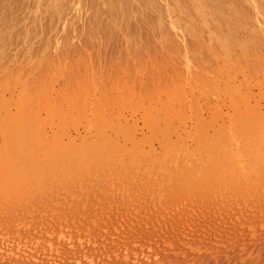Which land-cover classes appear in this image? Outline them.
I'll list each match as a JSON object with an SVG mask.
<instances>
[{
    "label": "rangeland",
    "instance_id": "rangeland-1",
    "mask_svg": "<svg viewBox=\"0 0 264 264\" xmlns=\"http://www.w3.org/2000/svg\"><path fill=\"white\" fill-rule=\"evenodd\" d=\"M160 74L201 78L203 133L166 117L161 90L149 102ZM4 160L21 198L1 188L8 264H264V219L260 230L224 199L235 182L264 190V0H0ZM41 205L54 225L7 221Z\"/></svg>",
    "mask_w": 264,
    "mask_h": 264
},
{
    "label": "bare ground",
    "instance_id": "bare-ground-1",
    "mask_svg": "<svg viewBox=\"0 0 264 264\" xmlns=\"http://www.w3.org/2000/svg\"><path fill=\"white\" fill-rule=\"evenodd\" d=\"M186 73V72H185ZM187 74V73H186ZM195 75V74H194ZM193 75V76H194ZM193 76H188L187 77V75L185 76V77H183L182 79H181V82H179V83H177V84H170L172 81H174L173 79L171 80V81H167L166 79H165V76H164V74H160V76H159V78H160V80H161V83H159L158 85H157V90H152V88H151V90L148 88V91L150 90V91H152V93L150 92V94L148 93V98H149V102L150 103H153V104H156V101H154L153 100V98L154 97H156L157 99H158V97H159V95H160V92H159V90H161L162 91V93H164V95L166 96V106L165 105H163L164 106V109H165V112H166V117L167 118H169V119H172V118H174V116L175 117H177L178 119H181V120H183L184 122H186L187 120H192V119H196V125H195V128L197 127V131H198V133H203L204 132V129H205V126H208L207 125V120H206V118L204 117V112H205V110L207 109V106H206V101L204 102V103H202L201 104V102H200V99L203 97H206V87H205V85L203 86V87H199L198 86V84H197V81L196 80H199V76H197V79H196V75L194 76L195 78L194 79H192L193 78ZM174 78V77H173ZM180 78V77H179ZM169 79V78H168ZM196 79V80H195ZM159 80V81H160ZM200 80H201V78H200ZM180 81V80H179ZM121 84V85H120ZM120 84H118V86H120V87H118V89H119V91L120 92H122V93H124V94H126V97L124 98V100H122V103L126 106V107H129V108H131V107H133V101L135 102V97L133 96L132 97V99H131V96H132V93H133V89L131 88V87H129V88H126L125 87V85H122V83H120ZM124 84V83H123ZM204 84V83H203ZM134 87V86H133ZM155 87H153V89H154ZM187 89H190V90H188L187 91ZM202 89H204V90H202ZM200 90H202V91H200ZM199 91V93H198V95L196 94V92H198ZM85 94H86V92L85 91H82V92H80L79 93V95H77V94H75V96H77V98H80V99H82V98H84V96H85ZM88 94V93H87ZM32 96L34 97V99H37L38 100V103H40L39 105L41 106V109L42 110H44V111H46V112H48L49 114H50V118H52V117H60V113L58 112V111H55V110H53L50 106H49V102H48V100H47V98H42L40 95H39V93H34V94H32ZM32 96L30 97V98H32ZM80 99H75L76 101H79ZM206 99V98H205ZM37 100H34V102H36ZM234 100H236V102H240L239 100H241V99H234ZM32 101V100H31ZM30 101V102H31ZM160 101L162 102V104H164L165 103V101L164 100H162L161 98H160ZM34 102L32 101L31 102V104L29 105V108L28 107H25L24 108V112L25 111H27L26 112V114L28 115V117H30L31 118V120L37 125L36 127H40V125L42 124V120H41V118L35 113V112H33V110H32V108L30 109V106L32 105V103L34 104ZM138 103H141V104H144V101H143V98H140L139 99V101H138ZM138 103L135 105V107H137L138 106ZM35 104H37V102L35 103ZM157 104L158 105H162L161 103H158L157 102ZM134 107V108H135ZM86 108V107H85ZM175 108H177L178 109V111H177V113L175 114L174 113V109ZM83 113H84V111H82L81 113H80V117L79 118H82L83 117ZM25 115V114H24ZM155 119V118H154ZM258 120V119H257ZM29 122V121H28ZM79 122V121H78ZM187 123V122H186ZM102 125V124H101ZM36 140V139H35ZM114 152V151H113ZM12 168H13V165L10 163V164H8V161L7 160H4V161H0V191H1V188L3 187V185H5V186H7V188H8V190H9V192H10V194L12 195L11 197L12 198H14V199H16L17 200V202L19 203V202H21V201H19V200H21V198H20V194H18L17 193V191H14L15 190V187H16V185H15V181L14 180H12V179H10L9 177H8V175L7 174H9L10 172H11V170H12ZM192 184V183H191ZM195 184V183H194ZM198 184V183H197ZM201 184V183H200ZM200 184H198L199 185V187H200ZM260 184V185H259ZM258 185V187L256 186V188H261V190L264 188V186H262V185H264V181H263V183H259ZM262 184V185H261ZM198 185H195L196 187L198 186ZM202 185H204V184H201V186ZM232 186V188L230 189V190H228V192L226 193L225 192V190H224V193L226 194V195H228L226 198H224L225 199V201H227V200H229L228 201V205L230 204H232V203H234V205H236V204H241L240 205V210H238L237 211V213L239 212V214L243 217H241L242 219H247L250 223H253V225L256 227V228H259L260 230H262V225L263 224H260V223H262L263 222V219H264V190H262V191H260V194H259V191H258V193L256 194V193H253L252 192V189L254 190V188H253V185H251V184H247L246 186L245 185H239V186H237V183L235 182L233 185H231ZM263 188H262V187ZM192 187V186H191ZM199 187H198V189H199ZM201 188V187H200ZM206 187L204 186L203 187V189H205ZM193 189V188H192ZM196 188L194 187V190H195ZM207 189V188H206ZM258 189H256V190H258ZM260 190V189H259ZM193 191V190H192ZM202 191V188L200 189V193H202L201 192ZM204 191V190H203ZM190 193L189 194H194L195 193V191L194 192H191V191H189ZM197 193V196L199 195V192H198V190L196 191ZM257 192V191H256ZM204 195H205V193H203ZM202 194V195H203ZM259 194V195H258ZM195 195V194H194ZM207 195V194H206ZM205 195V196H206ZM192 197H194V196H192ZM200 197V198H199ZM198 197V200L199 199H201V198H203L202 196H199ZM224 197V196H223ZM232 197V198H231ZM237 197V198H236ZM188 198V197H187ZM191 198V197H190ZM209 198V199H208ZM228 198V199H227ZM205 199H206V197H205ZM227 199V200H226ZM166 200V199H165ZM194 200H195V198H194ZM193 199H192V201L193 202H199V201H194ZM203 200V199H202ZM230 200H231V203H229L230 202ZM13 201H15V200H13ZM176 201H178V200H176ZM180 201V200H179ZM201 201V200H200ZM206 201V202H205ZM224 201V200H223ZM224 201V202H225ZM175 202V201H174ZM202 202V204L204 203H206L205 204V207L207 208V205L209 206L210 204L212 205V201H211V192H210V194H209V197H207V199L206 200H204V202L203 201H201ZM200 202V203H201ZM176 203V202H175ZM199 203V204H200ZM208 203V204H207ZM227 203V202H226ZM199 204H197V205H199ZM203 204V205H204ZM196 205V206H197ZM203 205H199L200 207L201 206H203ZM199 206H197V207H199ZM232 206H233V204H232ZM231 206V208H235V206L234 207H232ZM238 205H236V207H237ZM41 207V208H40ZM39 207V209L36 211V213L34 214V215H31V214H28V213H31L32 212V210L31 209H29V210H25V209H20L21 210V214L18 216V218H9L7 221H10L11 220V222L10 223H13V224H10V225H15L16 223H18L19 224V221H21L22 219H26L27 221L26 222H29V224H33V225H35V223H40L42 226L44 225H47L48 223H52L53 225H54V223L53 222H55L56 223V220L53 218V215H52V211H50V210H45V209H43L42 208V205ZM204 207V208H205ZM229 208H230V206H228ZM239 207V206H238ZM237 207V208H238ZM76 208V207H75ZM205 208V209H206ZM209 208V207H208ZM207 208V209H208ZM224 208H225V206H224ZM227 208V207H226ZM237 208H235V209H237ZM47 209V208H46ZM196 209H199V208H196ZM232 209V210H233ZM239 209V208H238ZM227 210H229L228 208H227ZM73 211V210H72ZM197 211V210H196ZM200 211V209L198 210V213H196V218H198L197 219V221L199 220V222L200 223H204L205 224V222H207L208 224H213V223H211L212 221H210V220H212V218H211V216H210V220H208V221H206V219H204L203 220V222H201L200 220L202 219V217H197V215L199 216V213L201 212H199ZM206 211V210H205ZM229 211H231V210H229ZM28 212V213H27ZM73 212H75V211H73ZM79 212V211H78ZM206 212H209V211H206ZM205 212V213H206ZM234 211H232V213H233ZM236 212V211H235ZM201 213H204V212H201ZM237 213H235L234 214V216L237 214ZM78 214V213H77ZM75 215V216H79L80 217V215ZM207 214V213H206ZM206 214H204V215H206ZM209 214V213H208ZM239 214H237V216H235V219H236V217H238V215ZM72 215V214H71ZM71 215H68V216H70L71 217ZM203 215V214H202ZM68 216L66 215V214H63L62 216H61V222H63L62 220H67L68 219ZM73 216V215H72ZM201 216V215H200ZM256 216H258L259 218H263V219H261L260 220V223H258V224H256V222H255V217ZM69 217V218H70ZM74 217V216H73ZM81 217H82V215H81ZM80 217V218H81ZM203 217H206V216H203ZM208 217H209V215H208ZM207 217V218H208ZM232 217H233V215H232ZM5 217H3V218H1L0 219V222L4 219ZM72 218V217H71ZM76 219V218H75ZM75 219H73V220H75ZM77 219L79 220V218L77 217ZM72 220V219H71ZM68 221V220H67ZM92 221V220H91ZM164 221V220H163ZM210 221V222H209ZM262 221V222H261ZM82 222V221H81ZM87 222V221H86ZM199 222H197L196 224H198ZM92 223H93V221H92ZM91 223V224H92ZM206 223V224H207ZM28 224V225H29ZM40 224H39V226H40ZM49 224V225H50ZM169 224V223H168ZM168 224H166L167 226H168ZM174 224V223H173ZM207 224V225H208ZM17 225V224H16ZM27 225V224H26ZM27 225V226H28ZM88 225V224H87ZM200 225V224H199ZM207 225H206V228H207ZM43 226V227H44ZM48 226V225H47ZM47 226H45L44 228H47ZM50 226H52V225H50ZM172 226V225H171ZM170 226V227H171ZM201 226V225H200ZM209 226V225H208ZM260 226V227H259ZM32 227V226H31ZM36 227V226H35ZM41 227V226H40ZM42 227V228H43ZM49 227V226H48ZM203 227H205V225H203ZM30 228V227H29ZM43 228V229H44ZM168 228V227H167ZM205 228V229H206ZM213 228V227H212ZM32 229H34V228H32ZM31 229V230H32ZM204 229V228H203ZM258 229V230H259ZM28 231V230H27ZM263 231V233L262 234H264V230H262ZM92 232V231H91ZM28 233V232H27ZM253 233L255 234L256 233V230H254L253 231ZM259 235V234H258ZM31 238V237H30ZM40 238V237H39ZM51 238V237H50ZM197 241V240H196ZM212 241V240H211ZM209 242V241H208ZM208 244H211V243H208ZM213 245V244H212ZM47 246V245H46ZM32 250V249H31ZM30 252V251H29ZM29 252H27V253H29ZM180 252V251H179ZM25 253V252H24ZM38 254V253H37ZM9 255V254H8ZM11 255V254H10ZM31 255V254H30ZM34 255V254H33ZM6 256H7V254H6ZM4 254H0V257L1 258H5L6 257ZM16 256V255H15ZM25 256V255H24ZM10 257V256H9ZM30 257V256H29ZM34 257V256H33ZM22 258V257H21ZM30 258H32V256L30 257ZM6 260H2V259H0V264H8V258H5ZM10 259V258H9ZM26 257L23 259H18L17 261H15V259L14 258H12V262H10V260H9V262H10V264H12V263H14V264H32L31 262L29 263V258H27L26 260ZM38 259V258H37ZM41 259V258H40ZM28 260V261H27ZM32 259H30V261H31ZM39 260V259H38ZM42 260V259H41ZM176 260V259H175ZM35 261V260H34ZM41 262V261H40ZM39 262V263H40ZM48 262V261H47ZM46 262V263H47ZM43 263V262H42ZM46 263H43V264H46ZM41 264V263H40ZM49 264V263H48Z\"/></svg>",
    "mask_w": 264,
    "mask_h": 264
}]
</instances>
